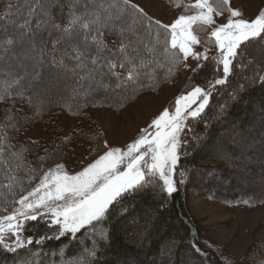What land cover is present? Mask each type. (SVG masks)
Wrapping results in <instances>:
<instances>
[{
    "label": "snow or ice",
    "instance_id": "1",
    "mask_svg": "<svg viewBox=\"0 0 264 264\" xmlns=\"http://www.w3.org/2000/svg\"><path fill=\"white\" fill-rule=\"evenodd\" d=\"M232 2L196 0V14L180 15L168 24L133 0H2L0 102L18 96L39 110L46 107L42 91L61 87H71L87 103L97 97L135 94L156 78L162 58L171 63L178 54H182L180 63L192 57L213 65L207 87L194 86L181 95L174 113L165 110L126 146V152L118 147L106 150L69 175L58 160L63 158V148L58 150L40 182L10 202L18 205L10 214L0 216V249L13 254L12 264H31L32 256L40 252L39 248L28 251L34 240L24 233L26 222L31 221L55 229L36 239L37 246L65 235L79 245L77 233L83 235L82 230L93 236L91 249L85 247L79 253L68 255L53 249L49 255L60 259H53L52 264H99V253L110 246V235L96 238L98 224L110 233L114 220L127 214L134 197L157 186L167 196L178 191L177 185L184 182L183 172L175 179L181 158L189 155L190 140L193 148L200 141L190 121L205 119L213 90L230 86L229 77L255 83L258 76L264 81V9L249 19ZM216 17H225V22L217 24ZM197 24L206 32L203 39L194 29ZM156 30L170 33V49L158 48L160 42L153 39ZM198 45L206 49L213 45L218 55L196 51ZM253 60L254 75H242ZM202 67L198 63L192 71ZM239 87L242 90L244 85ZM13 108L14 104L5 108L0 119V165H8L7 173L24 167V148L12 141L28 120L17 117ZM103 148H108L106 142ZM46 162L44 156L38 157L37 167L43 169ZM28 171L36 169L29 165ZM9 179L21 183L15 175ZM241 203L251 204L252 200L242 199Z\"/></svg>",
    "mask_w": 264,
    "mask_h": 264
},
{
    "label": "trees",
    "instance_id": "2",
    "mask_svg": "<svg viewBox=\"0 0 264 264\" xmlns=\"http://www.w3.org/2000/svg\"><path fill=\"white\" fill-rule=\"evenodd\" d=\"M171 5H180L184 13H192L196 8L190 0H160ZM4 5L0 0V8ZM196 33L204 38L206 32L201 25L194 26ZM153 39L160 43L158 48L170 46L171 35L163 30H156ZM209 48H215L209 45ZM178 53V49H171ZM171 63L163 61V67L157 70L156 78L147 82L146 86L135 94L110 95L107 98H95L87 103L77 96L71 87L43 90L42 97L46 107L39 110L30 105L26 99L14 97L0 102V119L4 109L14 104L13 112L17 117L28 120L27 126L16 133L14 144L24 148L23 168L15 173H7V164L0 165V216L10 214L14 207V199L26 194L37 185L48 171V163L63 148V158H58L63 168L77 169L96 159L107 149L103 148L104 132L99 125L94 110L111 109L120 112L133 104L144 94H155L165 85L172 83L180 74L184 63L180 56ZM215 55H210L216 56ZM252 60V57H249ZM253 60L242 75H254ZM213 65L205 62L198 72H192L181 93H188L194 86L207 87L212 78ZM230 86L213 90L209 105L203 114V121L194 123V133L200 136L196 147H192L189 155L181 158L177 168L176 180L184 173V182L178 184V191L167 196L162 187L146 191L130 201L127 214L114 220L110 233H106L103 225H97L94 236L110 235V246L102 248L99 253V264H235L236 259L226 247L208 235L205 226L193 215L189 206V191L195 188L199 197L217 201L226 206L264 205V81L257 76L252 83L243 79L233 80L229 77ZM244 87L241 90L240 85ZM235 93V98L233 94ZM2 94V92H0ZM173 108L174 102H170ZM224 109L221 115V109ZM67 115L78 121L75 129L65 134L62 117ZM37 126L45 128L46 138H26L24 133ZM77 147L84 148L81 157L77 158ZM51 154L50 156L48 154ZM224 158H218L219 154ZM44 156L46 163L43 169L37 167L38 157ZM36 169L29 172L28 166ZM55 165H52V169ZM9 175H15L21 183H14ZM162 182H158V185ZM242 199H251V204L241 203ZM7 209V211H5ZM264 225V216L261 219ZM25 236H32L34 244L28 251L39 248L38 255H33L31 264H52L49 253L59 249L61 253L72 255L82 248L91 249L93 236L82 230L77 233L79 245L65 235L59 240H45L37 246L35 240L48 229L39 221L26 222ZM199 248L200 251H196ZM0 249V264H12L11 256ZM242 261L264 264V239H256L248 246Z\"/></svg>",
    "mask_w": 264,
    "mask_h": 264
},
{
    "label": "rangeland",
    "instance_id": "3",
    "mask_svg": "<svg viewBox=\"0 0 264 264\" xmlns=\"http://www.w3.org/2000/svg\"><path fill=\"white\" fill-rule=\"evenodd\" d=\"M133 2L141 4L153 18H159L168 24L174 22L180 15H194L198 11L196 9L187 14L181 10L180 5H171L160 0H133ZM195 2L196 0H190L188 4L194 6ZM231 6L241 10L246 18L252 19L259 10L264 9V0H233ZM227 16L228 13L225 12V17ZM225 17H216L217 24L225 22ZM195 50L207 51L209 56L218 54L216 47L206 49L202 45H198ZM205 62L189 57L185 61L188 67L183 66L180 74L172 83L165 85L155 94L142 95L120 112L106 108L94 110L96 119L105 135L107 150L118 147L126 152V146L138 139L143 129H149L152 122L159 118L165 110L174 113L175 106L172 109L169 108L170 102H174L175 105L181 95L187 94L181 93V89L192 74V69L196 68L198 63L204 64ZM77 124V120L63 115L62 127L65 134L75 129ZM24 136L31 139L46 138L45 128L37 126L29 129L24 133ZM76 150V157L80 158L82 152L84 153V148L77 147ZM98 158L99 156L96 159ZM94 160L77 169L65 167L63 170L69 175H74ZM55 170L53 169V171ZM189 206L195 218L205 226L208 235L224 245L236 259L235 264H254L241 259L253 240L264 239V225L261 224L264 205L226 206L217 201L199 197L195 188H191Z\"/></svg>",
    "mask_w": 264,
    "mask_h": 264
}]
</instances>
